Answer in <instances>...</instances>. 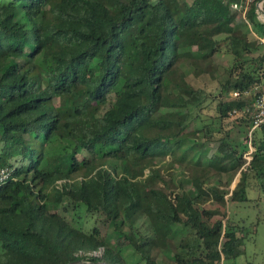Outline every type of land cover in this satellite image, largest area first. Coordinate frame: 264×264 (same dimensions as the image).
Listing matches in <instances>:
<instances>
[{"label": "trees", "instance_id": "trees-1", "mask_svg": "<svg viewBox=\"0 0 264 264\" xmlns=\"http://www.w3.org/2000/svg\"><path fill=\"white\" fill-rule=\"evenodd\" d=\"M261 1L248 19L264 32ZM237 16L225 0H0V169L12 170L0 187V264H158L156 238L172 245L187 228L190 247L162 264H238L255 228L231 221L230 191L204 180L230 175V186L240 174L230 199L245 204L255 176L264 195V126L246 166L248 146L233 144L222 125L235 110L252 125L256 95L224 96L264 83V53L252 57L260 45L237 35ZM219 36L242 65L210 116L204 101L192 103L182 54L210 43L214 56ZM83 122L99 128L79 141L72 125ZM161 155L189 171L178 192L154 164ZM207 201L218 207L199 208ZM86 215L108 235L87 231ZM142 218L154 239L140 233ZM110 234H118L113 247Z\"/></svg>", "mask_w": 264, "mask_h": 264}, {"label": "rangeland", "instance_id": "rangeland-1", "mask_svg": "<svg viewBox=\"0 0 264 264\" xmlns=\"http://www.w3.org/2000/svg\"><path fill=\"white\" fill-rule=\"evenodd\" d=\"M152 1L156 3L158 0ZM188 1L192 2V0ZM256 21L259 24H261V22L263 23V20H259L257 17ZM230 26L235 29L237 35L241 38L248 37L249 39L258 40V36L260 37L264 35L262 28H255L249 19L245 20L241 16H237L235 21H231ZM225 39L226 36H219L216 38V41L222 42V45L220 51L214 56L210 53V49H212V44L210 43H208V50L206 51H199L197 47H193L186 50L184 54H182V58L185 62L184 70L187 72L190 82L197 89L196 98L192 103L197 104L204 101L203 107H207L203 112L205 115H215L217 103L213 100L214 97H217L220 94L221 86L224 85L228 79H230L232 73L237 75L241 72L240 66L242 63L234 55L229 53V45L228 43H225ZM258 44L260 45V49L258 52L253 53L252 57H256L264 53V46L260 44L259 40ZM244 66L243 71L246 73H250L255 69L254 61H251L249 64H244ZM247 97V99H251L252 96ZM224 98L225 100H229L231 99V96L230 94L225 95ZM241 117V115L232 116L222 125H224L228 131H231V141L233 144L236 146H248V150L244 155L247 166L252 160L253 154L250 155V153L254 151V132L250 136L252 125L241 122ZM203 118L206 119L207 117ZM202 125V122L197 120L194 128L202 127ZM217 125H219V121H217ZM72 127L74 128L75 138L81 141L82 139L87 138L92 130L98 129L99 123H75ZM194 128L191 126L190 131ZM154 162L156 168H160L161 173L165 176L167 180L166 187L169 192H178L182 189L183 175H188L189 172L187 168H183L178 164H170L169 158L162 155L157 157ZM198 173H200L201 176H205L207 174V172ZM207 175L208 178L204 179H208L207 183L219 186L223 190L226 189L227 191H230V194L225 197V200L227 202V212L231 221L240 226H252L251 231L255 228V234H252L249 238H247L245 250H242V255L238 259V264H248L249 262H253L254 264H264V195L259 191V187L263 185V181L256 179L255 176L251 177L249 180V198L251 201L241 204L232 203L230 199L231 192L238 183L240 174L234 175L230 186H228L230 175H226L222 177V179L216 177L215 173H209ZM188 180L190 181L189 177L186 181ZM185 188L187 191H191L194 197L197 195L194 187H188L186 184ZM216 207H218V205L214 201H207L206 203L199 205V208H208L211 210H214ZM83 219H85V228L87 231L95 225L101 228L102 235H106L107 231H111L108 230L96 216L86 215ZM252 224H256V226L253 227ZM136 226L140 229L142 236L152 239L155 238L151 225L146 218H142ZM192 234V229L187 228L182 234H180L172 245L169 242H165L162 238H156L157 246L153 252L154 260L158 264L169 262L173 258V253L178 246L190 247ZM241 235L243 236V234ZM117 238L118 234H110L107 237V244L113 247L116 244ZM95 255L99 256L101 255V252L96 253Z\"/></svg>", "mask_w": 264, "mask_h": 264}, {"label": "built area", "instance_id": "built-area-1", "mask_svg": "<svg viewBox=\"0 0 264 264\" xmlns=\"http://www.w3.org/2000/svg\"><path fill=\"white\" fill-rule=\"evenodd\" d=\"M226 3H228L234 11H237L243 19L248 20V14L249 11L251 10V7L255 3V0H225ZM255 16L259 20H263L264 26V1H261L256 4V9H255ZM248 22V21H247ZM260 44L264 46V35L263 36H258L257 37ZM256 95V100L255 103L253 104V121H252V131L250 133V136L252 133L260 129L261 127L264 126V84H255L254 87L251 89V91H247L244 93L238 92V91H233L230 93L231 98L233 99H239L242 96L247 97L250 95ZM242 112L240 111H233L230 113V116H237L241 115ZM251 146V145H250ZM252 149V147H251ZM254 151L250 153L253 154ZM12 175V170L9 168H2L0 169V187L3 186L8 182Z\"/></svg>", "mask_w": 264, "mask_h": 264}, {"label": "water", "instance_id": "water-1", "mask_svg": "<svg viewBox=\"0 0 264 264\" xmlns=\"http://www.w3.org/2000/svg\"><path fill=\"white\" fill-rule=\"evenodd\" d=\"M264 1V0H263ZM70 264H80V262H74V263H70ZM103 264V263H102Z\"/></svg>", "mask_w": 264, "mask_h": 264}]
</instances>
